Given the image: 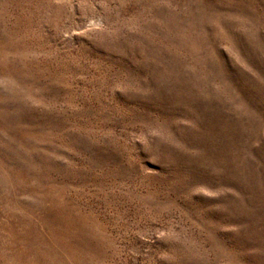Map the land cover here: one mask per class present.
I'll return each mask as SVG.
<instances>
[{
    "label": "rangeland",
    "instance_id": "1",
    "mask_svg": "<svg viewBox=\"0 0 264 264\" xmlns=\"http://www.w3.org/2000/svg\"><path fill=\"white\" fill-rule=\"evenodd\" d=\"M0 264H264V0H0Z\"/></svg>",
    "mask_w": 264,
    "mask_h": 264
}]
</instances>
